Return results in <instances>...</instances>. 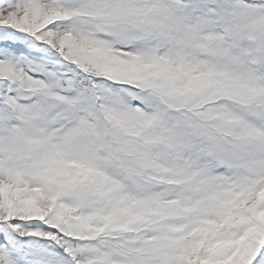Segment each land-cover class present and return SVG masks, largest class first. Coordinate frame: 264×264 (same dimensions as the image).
Masks as SVG:
<instances>
[{"label":"clouds","instance_id":"obj_1","mask_svg":"<svg viewBox=\"0 0 264 264\" xmlns=\"http://www.w3.org/2000/svg\"><path fill=\"white\" fill-rule=\"evenodd\" d=\"M49 3L76 13L53 45L76 86L24 81L0 166L68 210L78 264H178L226 240L243 190L264 194V0Z\"/></svg>","mask_w":264,"mask_h":264},{"label":"snow or ice","instance_id":"obj_2","mask_svg":"<svg viewBox=\"0 0 264 264\" xmlns=\"http://www.w3.org/2000/svg\"><path fill=\"white\" fill-rule=\"evenodd\" d=\"M204 6L211 8L213 0ZM75 14L49 0H0V127L11 129L30 99L22 94L24 81L41 79L37 68L62 87L76 86L75 81L62 78L63 57L53 46L57 39L61 45L67 42L68 37L59 36L56 29ZM49 16L55 23L45 27L40 21ZM123 38L138 37L124 34ZM88 42V37L80 38L81 44ZM95 96L94 90L83 89L77 102L91 104ZM0 179L8 181L0 189V264H78L84 249L75 246V238L65 227L68 210L57 207L55 196L31 192L2 166ZM256 192L249 186L235 202V232L221 242L202 241L178 264H193V257L195 264H264V194L257 199Z\"/></svg>","mask_w":264,"mask_h":264}]
</instances>
